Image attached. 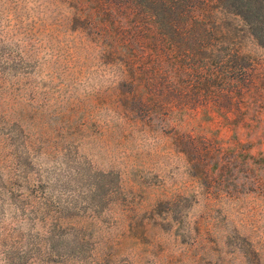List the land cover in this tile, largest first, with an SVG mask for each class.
Segmentation results:
<instances>
[{
	"label": "rangeland",
	"instance_id": "374dc122",
	"mask_svg": "<svg viewBox=\"0 0 264 264\" xmlns=\"http://www.w3.org/2000/svg\"><path fill=\"white\" fill-rule=\"evenodd\" d=\"M195 5L0 0V264H264V47Z\"/></svg>",
	"mask_w": 264,
	"mask_h": 264
},
{
	"label": "trees",
	"instance_id": "16d2710c",
	"mask_svg": "<svg viewBox=\"0 0 264 264\" xmlns=\"http://www.w3.org/2000/svg\"><path fill=\"white\" fill-rule=\"evenodd\" d=\"M210 0H196L195 11L199 12ZM224 13L235 16L248 28L253 41L264 47V0H217ZM197 16H199L197 14ZM202 18L198 20L202 24Z\"/></svg>",
	"mask_w": 264,
	"mask_h": 264
}]
</instances>
